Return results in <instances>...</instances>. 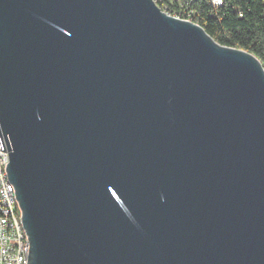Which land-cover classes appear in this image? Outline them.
Wrapping results in <instances>:
<instances>
[{"label": "water", "instance_id": "1", "mask_svg": "<svg viewBox=\"0 0 264 264\" xmlns=\"http://www.w3.org/2000/svg\"><path fill=\"white\" fill-rule=\"evenodd\" d=\"M0 132L26 264H264V68L154 0H0Z\"/></svg>", "mask_w": 264, "mask_h": 264}, {"label": "trees", "instance_id": "2", "mask_svg": "<svg viewBox=\"0 0 264 264\" xmlns=\"http://www.w3.org/2000/svg\"><path fill=\"white\" fill-rule=\"evenodd\" d=\"M168 13L201 26L217 43L254 55L264 68V0H155Z\"/></svg>", "mask_w": 264, "mask_h": 264}, {"label": "built area", "instance_id": "3", "mask_svg": "<svg viewBox=\"0 0 264 264\" xmlns=\"http://www.w3.org/2000/svg\"><path fill=\"white\" fill-rule=\"evenodd\" d=\"M154 2L157 4L155 0ZM213 2L221 5V0ZM0 136L4 147V150L0 149V264H26L28 241L20 221L21 212L5 172L9 153L1 132Z\"/></svg>", "mask_w": 264, "mask_h": 264}, {"label": "rangeland", "instance_id": "4", "mask_svg": "<svg viewBox=\"0 0 264 264\" xmlns=\"http://www.w3.org/2000/svg\"><path fill=\"white\" fill-rule=\"evenodd\" d=\"M19 215H20V212H19Z\"/></svg>", "mask_w": 264, "mask_h": 264}]
</instances>
